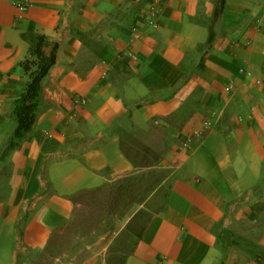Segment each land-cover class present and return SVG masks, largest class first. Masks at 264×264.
<instances>
[{
    "label": "crops",
    "instance_id": "crops-1",
    "mask_svg": "<svg viewBox=\"0 0 264 264\" xmlns=\"http://www.w3.org/2000/svg\"><path fill=\"white\" fill-rule=\"evenodd\" d=\"M19 1L0 0V264H40L155 141L174 170L124 264H264V0ZM39 35L57 60L8 150Z\"/></svg>",
    "mask_w": 264,
    "mask_h": 264
},
{
    "label": "rangeland",
    "instance_id": "rangeland-1",
    "mask_svg": "<svg viewBox=\"0 0 264 264\" xmlns=\"http://www.w3.org/2000/svg\"><path fill=\"white\" fill-rule=\"evenodd\" d=\"M137 149L143 158L138 159L135 173L103 192L90 194L69 230L59 234L50 247L55 251L40 264H124L160 208L166 189L159 188L174 170V161L168 159L172 144L140 142ZM96 243L100 244L94 250Z\"/></svg>",
    "mask_w": 264,
    "mask_h": 264
},
{
    "label": "trees",
    "instance_id": "trees-1",
    "mask_svg": "<svg viewBox=\"0 0 264 264\" xmlns=\"http://www.w3.org/2000/svg\"><path fill=\"white\" fill-rule=\"evenodd\" d=\"M47 43L46 36L39 35L36 37L30 56L21 63L29 80L24 92L16 101L14 116L17 121V128L8 144V150L14 149L18 145L17 140L29 133L36 122L42 82L57 60L58 44H54L51 51L47 52L45 50Z\"/></svg>",
    "mask_w": 264,
    "mask_h": 264
},
{
    "label": "built area",
    "instance_id": "built-area-1",
    "mask_svg": "<svg viewBox=\"0 0 264 264\" xmlns=\"http://www.w3.org/2000/svg\"><path fill=\"white\" fill-rule=\"evenodd\" d=\"M32 2H33V0H20L19 2H18V6L23 10V11H25V10H27L31 5H32ZM155 8L153 7V10H154ZM80 102L78 103V104H81V103H83L84 101H83V99L82 100H79ZM195 135L196 136H199L200 135V133H195ZM191 139L189 138V140L188 141H190ZM188 141L186 142V144H188Z\"/></svg>",
    "mask_w": 264,
    "mask_h": 264
}]
</instances>
